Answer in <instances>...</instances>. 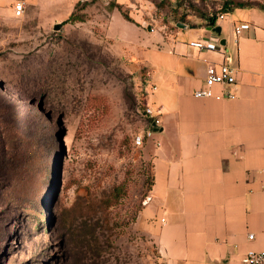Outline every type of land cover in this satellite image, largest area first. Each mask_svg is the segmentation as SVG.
Wrapping results in <instances>:
<instances>
[{"label": "rangeland", "instance_id": "rangeland-1", "mask_svg": "<svg viewBox=\"0 0 264 264\" xmlns=\"http://www.w3.org/2000/svg\"><path fill=\"white\" fill-rule=\"evenodd\" d=\"M23 1L18 16L0 0V83L41 96L54 150L35 203L0 216V264H164L138 222L153 174L134 142L149 128L150 73L135 27L167 35L212 25L224 2L264 0ZM87 242L104 251L84 253Z\"/></svg>", "mask_w": 264, "mask_h": 264}, {"label": "crops", "instance_id": "crops-1", "mask_svg": "<svg viewBox=\"0 0 264 264\" xmlns=\"http://www.w3.org/2000/svg\"><path fill=\"white\" fill-rule=\"evenodd\" d=\"M215 25L220 34L135 27L141 38L131 44L149 66L147 106L159 120L141 146L153 184L138 222L164 264H241L249 250H264V9L237 7ZM199 39L221 48L190 45ZM213 63L236 69L235 98L194 96Z\"/></svg>", "mask_w": 264, "mask_h": 264}, {"label": "trees", "instance_id": "trees-1", "mask_svg": "<svg viewBox=\"0 0 264 264\" xmlns=\"http://www.w3.org/2000/svg\"><path fill=\"white\" fill-rule=\"evenodd\" d=\"M115 6L120 9V5ZM254 6L264 9L263 6L250 2H239L235 6L224 2L219 15L209 18L210 24L215 25L217 18L237 7ZM122 13L127 20H132L127 13ZM73 21L74 13L66 22ZM10 91L12 90L9 87L0 83V216L27 210L35 203L54 150L50 138L53 112L46 108L37 93L27 96L19 90ZM148 118V125L152 127L155 119L150 116ZM112 197L118 200V194L111 195L100 207H110L113 203ZM85 245L86 254H94L95 249L104 251L105 246L103 242L98 249H92L89 242ZM91 264L96 262L92 261Z\"/></svg>", "mask_w": 264, "mask_h": 264}, {"label": "built area", "instance_id": "built-area-1", "mask_svg": "<svg viewBox=\"0 0 264 264\" xmlns=\"http://www.w3.org/2000/svg\"><path fill=\"white\" fill-rule=\"evenodd\" d=\"M26 9V3L23 0H16L14 4V12L16 15L20 16L24 13ZM221 18L223 15L220 16ZM249 24L244 22L238 25H235L234 32L237 37L241 34V32L245 29L249 28ZM190 45L200 48V49H209L216 50L220 49L221 46L218 42L214 40H193L190 41ZM237 84V74L236 69L227 63L221 64H209L206 69V77L202 87L196 89L194 91V96L199 98H212V97H223L233 99L236 97L234 92V88ZM221 86L222 94L216 95L214 88L215 86ZM146 114L152 118H154L153 126L149 128H153L158 124L157 112L151 106H146ZM151 134V129H148L140 134H138L135 139V145L140 147L143 145L144 138L147 135ZM148 199V197H147ZM146 199V200H147ZM145 200V201H146ZM249 238H253V234H249ZM241 264H264V250L254 251L249 250L242 258Z\"/></svg>", "mask_w": 264, "mask_h": 264}, {"label": "water", "instance_id": "water-1", "mask_svg": "<svg viewBox=\"0 0 264 264\" xmlns=\"http://www.w3.org/2000/svg\"><path fill=\"white\" fill-rule=\"evenodd\" d=\"M179 25L182 26V27H185L184 24H181V23H180ZM60 26H61V23H58V24H56L55 28H56V29H59ZM207 29H208V30H211V31H214V32H217V33H219V34L221 33V26H220V25H215V26H213V25H208V26H207ZM221 42L224 43L225 40H222Z\"/></svg>", "mask_w": 264, "mask_h": 264}]
</instances>
